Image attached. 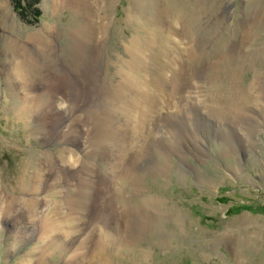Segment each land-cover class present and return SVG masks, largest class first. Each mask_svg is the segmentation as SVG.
<instances>
[{
    "label": "rangeland",
    "instance_id": "1",
    "mask_svg": "<svg viewBox=\"0 0 264 264\" xmlns=\"http://www.w3.org/2000/svg\"><path fill=\"white\" fill-rule=\"evenodd\" d=\"M56 1L0 0V264H264V0Z\"/></svg>",
    "mask_w": 264,
    "mask_h": 264
},
{
    "label": "bare ground",
    "instance_id": "2",
    "mask_svg": "<svg viewBox=\"0 0 264 264\" xmlns=\"http://www.w3.org/2000/svg\"><path fill=\"white\" fill-rule=\"evenodd\" d=\"M72 4H73V7L76 8L77 10L79 9H83L85 10V12L87 11L88 15L86 16L87 17V21L85 22H80L78 24V26L75 28V32L78 36L77 37H80L81 39H86L87 37L89 38H95L96 36V33H97V28H98V25H97V22L96 20L93 18L94 16V11H96L95 9V5L93 4V7L91 6V2L90 0H71ZM109 3V2H108ZM56 4H57V1L55 0V3H54V7H56ZM97 5V4H96ZM107 5V4H106ZM100 6V5H99ZM103 9V8H102ZM90 11H92L91 13H89ZM101 11V10H100ZM104 11V10H103ZM102 11V12H103ZM161 14V13H160ZM83 16V15H82ZM101 16V15H100ZM105 16V15H104ZM84 17V18H86ZM96 17V16H95ZM106 18V17H105ZM102 22V21H101ZM105 27V26H104ZM102 29V28H101ZM100 30V29H99ZM35 37L38 39L39 38V35L36 34ZM136 39V38H135ZM138 41V39H137ZM136 41V42H137ZM134 42V43H133ZM136 42L133 40L131 45H130V52H131V64L134 66V64L136 62H138L139 60V57H138V47L136 45ZM138 43V42H137ZM140 53V52H139ZM141 59V58H140ZM142 60V59H141ZM141 63V62H140ZM140 66V65H139ZM180 74H176L173 75V77H171L172 81L171 83L175 85L176 83V80H177V87L181 86L182 83H180V80L182 79L181 76H179ZM128 76V75H127ZM181 78V79H180ZM157 80V79H156ZM184 81V80H183ZM130 83V82H129ZM146 83L148 82H143V84L140 85V88H141V97L139 98V101L138 102H135V104L133 103V106L132 108L136 109L134 110L132 113L129 114V122L132 123L131 127L133 129V127L135 128L136 131L140 132V130H142L140 128V125L138 123H136L135 119H134V115L133 113L137 112L138 115L139 114H143L144 116H148V114L150 113L149 111L147 112L146 110H155L157 107V103H159L160 99H159V95L162 96L161 99H164L166 98L165 95H167L168 92L165 91L166 88H163V84L162 82L158 79L156 81V83H154V87H155V90L153 91H150L148 89V87H146ZM171 84V85H172ZM179 84V85H178ZM132 85V84H130ZM176 86V85H175ZM122 90V89H121ZM124 93V92H123ZM165 94V95H163ZM120 96V95H119ZM140 96V95H139ZM130 100V99H129ZM166 100H169L168 99H165L164 102ZM161 103V102H160ZM127 104V103H126ZM132 104V102L130 103ZM163 104V103H162ZM168 104V102H167ZM159 105V104H158ZM156 107V108H155ZM161 107V105L159 106ZM131 109V108H130ZM130 111V110H129ZM126 112V111H125ZM158 112V111H157ZM136 118V117H135ZM139 118V116H138ZM137 119V118H136ZM128 122V121H127ZM139 122V121H138ZM141 124V123H140ZM130 127V128H131ZM127 133V132H126ZM54 225H57L56 222L54 223ZM104 259V258H103ZM102 259V263L103 264H107L103 261Z\"/></svg>",
    "mask_w": 264,
    "mask_h": 264
},
{
    "label": "trees",
    "instance_id": "3",
    "mask_svg": "<svg viewBox=\"0 0 264 264\" xmlns=\"http://www.w3.org/2000/svg\"><path fill=\"white\" fill-rule=\"evenodd\" d=\"M32 2H33V0H32ZM36 10V9H35Z\"/></svg>",
    "mask_w": 264,
    "mask_h": 264
}]
</instances>
